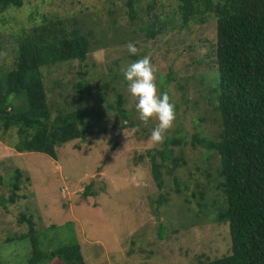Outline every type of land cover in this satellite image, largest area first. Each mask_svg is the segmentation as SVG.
Listing matches in <instances>:
<instances>
[{
    "label": "rangeland",
    "instance_id": "rangeland-1",
    "mask_svg": "<svg viewBox=\"0 0 264 264\" xmlns=\"http://www.w3.org/2000/svg\"><path fill=\"white\" fill-rule=\"evenodd\" d=\"M138 1L134 24L128 18V0H24L22 7L0 12L2 71L15 67L21 36L45 17L77 19L84 33H93L85 62L42 68V73L53 116L56 107H68L69 98L78 99V82L90 80V96L83 103L97 132L88 141L58 147L57 160L16 152L15 130L13 139L8 138L11 145L0 141V199L9 198L7 184L15 170L23 172L25 181L15 204L0 205L1 264H29L30 241L18 240L28 232L27 222H19L23 215L34 220L52 249L80 243L86 264H199L201 256L206 260L231 253L228 224L213 222L197 206L212 202L218 193L219 157L194 142L199 133L218 139L221 129L213 92L217 22L209 18L181 28L178 0ZM150 13L160 16L161 23L175 22L174 29L168 24L166 34L147 39L144 28ZM129 42L139 48L136 56L127 51ZM96 52L103 54L102 62L94 58ZM144 55L151 57L162 81L160 91L167 90L175 105L176 119L164 142L173 135L183 140L169 147L163 189L152 176L148 157L149 151L163 149L164 142L149 143L158 121L152 118L145 126L139 119L120 71ZM119 94L126 118L115 109ZM175 160L181 164L177 169ZM88 187L97 195L85 197Z\"/></svg>",
    "mask_w": 264,
    "mask_h": 264
},
{
    "label": "trees",
    "instance_id": "trees-1",
    "mask_svg": "<svg viewBox=\"0 0 264 264\" xmlns=\"http://www.w3.org/2000/svg\"><path fill=\"white\" fill-rule=\"evenodd\" d=\"M181 28L193 22L215 19L216 43L213 49L217 72L214 108L221 119L219 138L211 140L201 133L194 142L219 157L217 194L212 202H197L198 211L213 222L228 224L231 253L215 259H199V264H264V0H178ZM24 0H0V12L20 8ZM128 18L136 23L138 0H128ZM155 7V6H154ZM144 31L147 39L166 34L175 22H160V16L149 14ZM169 24V26H168ZM94 35L84 33L77 19L45 17L38 26L23 33L15 57V67L0 70V141L11 145L13 132L18 153H42L57 160V148L75 140L88 141L95 135L94 122L83 101L90 96L87 81L76 84L78 99L69 98L65 106L49 105L42 68L88 59ZM172 77L169 78V81ZM86 93V94H85ZM9 94H14L11 102ZM104 97V96H103ZM116 112L122 109L123 97L117 95ZM83 107V108H82ZM71 108V109H70ZM128 125L125 124L124 127ZM182 139L171 136L162 150L149 151L152 176L159 189L164 188L163 168L169 162V147ZM178 160L173 162L178 168ZM165 168L168 169V166ZM23 172L15 170L7 184L9 198L0 199L7 208L20 199ZM28 179V178H27ZM89 187L85 197L96 196ZM205 195L202 194V199ZM163 202L165 198L161 196ZM159 202L161 203V201ZM28 232L18 240H29V264H86L80 243L52 249L41 239L32 218L22 216ZM1 264V263H0Z\"/></svg>",
    "mask_w": 264,
    "mask_h": 264
},
{
    "label": "clouds",
    "instance_id": "clouds-1",
    "mask_svg": "<svg viewBox=\"0 0 264 264\" xmlns=\"http://www.w3.org/2000/svg\"><path fill=\"white\" fill-rule=\"evenodd\" d=\"M129 54L136 56L139 48L129 42L126 45ZM94 58L102 62L104 57L100 52L94 53ZM127 82L128 92L135 98L134 108L139 114V119L147 126L150 119L155 118L158 123L152 129L149 136V143L153 146L162 144L165 134L173 127L176 119L175 105L171 102V97L167 90L160 91L157 70L151 62L149 55H144L120 69ZM14 94H9L8 101L11 102ZM127 124V121H123ZM139 127H133L131 132L135 134Z\"/></svg>",
    "mask_w": 264,
    "mask_h": 264
}]
</instances>
